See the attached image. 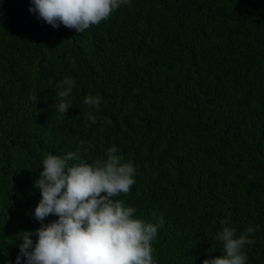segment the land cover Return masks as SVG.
I'll use <instances>...</instances> for the list:
<instances>
[{"label":"trees","instance_id":"16d2710c","mask_svg":"<svg viewBox=\"0 0 264 264\" xmlns=\"http://www.w3.org/2000/svg\"><path fill=\"white\" fill-rule=\"evenodd\" d=\"M129 2L77 33L38 20L32 0H0V103L24 118L0 116V141L22 147L0 161V264H15L22 232L40 227L43 160L78 151L68 166L92 164L113 146L159 158L162 187L151 177L112 198L146 223L162 216L154 264H203L222 221L237 235L258 229L246 264H264V101L248 91L264 96V0ZM89 95L98 111L84 104Z\"/></svg>","mask_w":264,"mask_h":264},{"label":"clouds","instance_id":"9594fccd","mask_svg":"<svg viewBox=\"0 0 264 264\" xmlns=\"http://www.w3.org/2000/svg\"><path fill=\"white\" fill-rule=\"evenodd\" d=\"M121 6H130L129 0H32L29 12L54 29L62 24L83 33L107 20ZM59 87L63 90L58 93L61 97L58 108L65 115L71 108L68 97L75 81L64 79ZM248 91L258 102L264 101V96L256 97L253 88ZM32 100L36 103L37 96ZM100 103L99 96L89 95L84 99V104L96 107L97 111ZM0 106H3L0 107L2 118H14L17 124L24 120L10 114L4 107L5 101ZM15 146L22 148L17 140L0 141V161L18 155L13 152ZM158 159L144 150L131 158L113 146L107 150L106 160L68 166L69 161L80 160L78 151L69 152L63 158L49 154L43 160L40 178L34 182V188L41 194L34 210L40 227L22 232L19 253L16 255L15 250L13 253L15 264H154L152 241L158 228L163 226L162 216L157 225L146 223L133 218V207H125L122 201L112 198L136 191V187L147 188L151 177L158 188L162 187L161 177L153 165ZM50 215L57 219L45 224V218ZM221 223L223 230L212 233L215 248L218 247L203 264H246V248L255 243L252 237L258 229L249 226L237 235L234 227ZM33 236L37 238L35 242Z\"/></svg>","mask_w":264,"mask_h":264}]
</instances>
